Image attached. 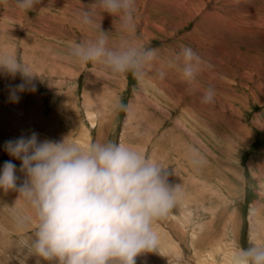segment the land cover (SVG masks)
<instances>
[{
	"label": "rangeland",
	"instance_id": "374dc122",
	"mask_svg": "<svg viewBox=\"0 0 264 264\" xmlns=\"http://www.w3.org/2000/svg\"><path fill=\"white\" fill-rule=\"evenodd\" d=\"M148 1L136 0L135 27L131 32L136 43L155 48L159 54H168L164 58L168 64H171L170 60L181 46L191 47L198 55L205 56L208 44L213 43L199 41L200 33L204 35L210 31L199 28L196 32L201 15H194L192 21H186L169 12H156L154 8L166 6L155 2L150 5ZM200 1L203 5L207 2ZM93 2L94 0H41L35 9L21 11L13 0H0V51L10 52L22 59L36 76L31 82L35 90L30 87L18 94L17 101H12L9 98L10 89L22 82L21 77L17 74L13 79L0 73V170L6 161L11 160L16 165L18 184L23 182L21 161L10 157L4 150V144L21 136L28 138L32 133L37 134L38 142H60L67 137L69 142L81 148H86L95 141L122 142L166 169L168 183L180 185L182 192L180 200L169 215L153 224L158 238L156 250L137 256L136 264H231L232 253L238 245L247 247L250 240L254 244L264 245L262 94L259 91L251 94L253 89L250 92L249 89L243 90L238 78L229 80L231 88L242 96L241 102L233 107L238 114L241 113L242 125L246 130L243 132L248 131L247 135L244 134L247 139L244 140L241 133L238 136L244 143L238 140L230 143L236 139L235 132L231 130V125L228 126L225 117L227 114L234 116L232 112L219 113L216 115L219 121L215 122L209 112L212 103L208 105L196 102V94L186 93L181 105H166L167 114L165 112L158 115L145 101H137L135 97L142 92L139 85L143 76H148L146 71L140 78H134L131 73L114 76L92 64L80 65L68 56V49L72 44L97 35L96 29L82 25L78 19L80 11ZM261 4L250 9L255 10V20L264 18V11L257 8ZM211 14L215 17L218 15L219 25L238 26L232 17L224 13L211 11ZM99 17H103L102 30L112 32L114 18L98 12L97 23ZM141 18L148 20L145 35L141 33ZM241 18L245 24V19ZM214 22L208 21V26H212ZM159 24L161 30L153 28ZM126 34L114 30L110 38L117 42L125 39L123 37ZM209 34L211 35L210 32ZM249 40L246 36H241L238 41L230 37L227 46L230 50L227 48L222 55L218 52L220 59L216 58L213 49L208 51L211 58L218 60L220 65L215 66L216 70L219 69L212 75L215 79L210 76L204 83L201 77L206 69L202 65L209 69L212 66L209 58L201 59L203 62L200 63L197 78L202 80L199 84L203 90L209 87L208 84L213 87L220 82L218 72L221 69L235 76V68L242 71L241 74L247 73L244 82L252 86L248 78L253 73L256 74L255 71L259 68L264 69V43L256 44L259 49L256 55L258 58L249 61L252 54L246 45ZM231 45L237 48V61ZM259 58L262 59L260 63ZM208 74L207 71L206 75L209 76ZM151 75L158 76L155 73ZM148 101L153 102V99ZM191 101L201 106L202 115L199 119H194L192 115L195 113L184 111L191 109ZM117 104L123 105V108L117 110ZM144 108V112H139ZM234 118L237 119V116ZM179 122L181 125L177 124ZM193 157L199 163H191ZM16 197V192L0 191V264H48L38 260L29 251L28 241L34 225L24 228L17 226L15 215L29 213L30 210L23 200L13 206ZM253 213H256L255 218ZM11 227H17L18 230L14 232Z\"/></svg>",
	"mask_w": 264,
	"mask_h": 264
},
{
	"label": "clouds",
	"instance_id": "9594fccd",
	"mask_svg": "<svg viewBox=\"0 0 264 264\" xmlns=\"http://www.w3.org/2000/svg\"><path fill=\"white\" fill-rule=\"evenodd\" d=\"M41 0H15L21 11H31ZM136 0H94L78 14L79 22L97 30L91 39L70 46L68 56L80 65L92 64L114 76L131 73L140 78L155 61L158 50L129 39L113 42L114 30H134ZM112 16L113 31L101 28L103 17ZM115 26V27H114ZM200 56L181 46L171 64L180 67L182 78L193 84L200 71ZM0 73L22 82L10 89V100L19 93L35 90L36 76L22 59L0 51ZM160 71V78L164 77ZM215 89L205 88L202 104L214 103ZM117 110L123 105L117 104ZM4 150L20 160L24 180L18 184L16 165L11 160L0 170V191L16 192L13 206L23 200L29 213H17L20 228L33 226L29 251L48 264H136L137 256L157 247L153 224L169 215L182 196L180 185H170L166 169L137 149L115 141H95L86 148L69 142H38L32 133L8 140ZM191 163L197 164L194 157ZM231 264H264V245L249 241L237 246Z\"/></svg>",
	"mask_w": 264,
	"mask_h": 264
},
{
	"label": "bare ground",
	"instance_id": "6f19581e",
	"mask_svg": "<svg viewBox=\"0 0 264 264\" xmlns=\"http://www.w3.org/2000/svg\"><path fill=\"white\" fill-rule=\"evenodd\" d=\"M13 1L15 2V0H13ZM153 2H155L156 4L161 5V6H166L164 8H162L160 6L158 8H154V10L156 12H158V11L169 12L171 15L179 16L181 19L186 20V21H192L194 18V15H201V19H200L201 22H199L196 25L195 30L202 28L203 30L208 31L210 29L209 32L211 33V35L209 34V32H205L204 35H201V33H200V39H199V41L205 40L204 43H209V41H211L213 43L212 45H211V43L208 44L207 49L205 50L206 51L205 56L199 55L201 59L209 58L208 61L210 62L211 66H212V69H209L208 67H207L208 68L207 69L204 67V65H202L203 69H206V72L208 71V73H209L208 74L209 76L206 75V72H205V74L203 73L204 75H202V77H201V78H203V82H204V80L206 82L208 77H210V76L213 79H215L212 75L215 74V71L219 70V69L216 70L215 66L220 65L218 60H214L213 58H211L210 53L208 51L213 49L214 52H216V56H217L216 58H218L219 54L221 53V55H222L224 53V51L228 48L227 47L228 46V40L230 37L236 38V41L241 39V36L249 37L250 40L247 41L248 44H246V45H247L248 50H250L252 52V54H251L250 60H249V57H248V60L249 61L257 60L258 56H256V55L259 53V49H257L256 44L257 43H264V18L255 20V13H254L255 10L250 11V9H252V7L257 5V4L262 3L261 6H259L257 8H261L262 11H264V0H207V2L204 5L201 4L200 0H161L162 3L158 2V1L156 2V0L155 1L154 0L148 1V3L150 5H152ZM218 4H220V6H218ZM200 7H201V9H200ZM211 11H215L218 14L224 13V14L232 17L238 26L235 28L234 26H228V25H222V24L219 25V23H218L219 19H217L218 15L216 14L217 16L215 17L214 14H211ZM241 16L245 19V24L242 23L243 20H242ZM143 17H145V16H143ZM57 18H59V16ZM110 18L113 19L112 16H110ZM224 20H225V18H224ZM140 21H142L141 22V25H142L141 33L143 35H145L146 32L148 31L147 30L148 23L146 22L148 20L141 18ZM208 21L209 22L215 21V22L212 26L211 25L208 26ZM153 28H156L157 30H161L160 24L158 27L154 26ZM196 32H197V30H196ZM133 34H134V32H133ZM126 35L127 36H124L123 38L129 39V40H132L133 42H135V40H133L131 32L127 33ZM146 38L147 37H145V39ZM139 44H140V42H139ZM231 51L234 53V55L236 57L237 56L236 46L231 45ZM218 52H219V54H218ZM165 54L164 53H162V54L158 53L155 61L150 65V67H148V69H146L148 76L144 75L142 78L141 84L139 85L140 90L142 92H141V94L135 96L137 101H141V100L145 101V104L148 107H152V110L155 111V113H158V115H163L165 112L167 114V111H165L166 105L167 106L173 105L174 107L181 105L184 102V98L186 97V93L196 94L197 95L196 102H200V97H201V94L203 92L202 85L199 84V81L202 82V80L197 78L193 84H188L187 82H185V80L182 78L180 68L178 69L177 68L178 66L168 64L165 61L166 59H164V58L166 56H169V55L168 54L165 55ZM221 55H220V57H221ZM226 56H228V55H226ZM220 57H219V59H220ZM233 58H234V56H233ZM233 58H231V59H233ZM237 60H238V57L235 58V61H237ZM245 61H247V60H245ZM260 62H262V59L259 58V63ZM170 63H171V60H170ZM245 69H248V68L246 67ZM160 71H163L165 73L163 78H160L159 75L157 77L151 75L153 73H155V75H156ZM234 71H235L237 76H235L232 73L228 74V72L225 69H221V71L218 72L219 73L218 76L220 77V80H219L220 82L216 85H213V87L215 89V97H214V103L211 104L212 108L209 112H210L211 116L214 118L213 119L211 117V119H213V121H215V122L219 121V119L216 117V115H218L219 113L225 112V111L232 112L231 113L232 115L237 116V119L234 118V116H231L230 114H227V117H225V119L227 120V121L225 120L226 123H228L229 127L231 125V130L235 132L234 138H236V139L235 140L233 139L231 141L229 140V141H230V143H232V141L235 143V141L238 140L240 143L241 142L244 143L245 142L244 140L247 139L246 135H247L248 131L243 132L246 130H245V127L242 125V120L240 118L241 113L238 114L236 112L237 110L234 109V107H233V105L241 102L242 96H240V94L238 95V92L231 88L229 80L230 79L234 80V79L238 78L240 81L239 84L243 90L249 89L248 91L250 92V89H253L251 91V94L254 95L255 93H257V91H259L262 94V96L264 97V92L262 91V89H264V87H263L264 86V69L259 68L258 71L257 70L255 71L256 74L253 73V75L255 74L254 76L251 74L252 75L251 78H248L252 82V84H251L252 86H250L249 84L244 82L247 79V73L241 74L242 71H239L237 68H235ZM247 71H249V70H245V72H247ZM216 78H218V77H216ZM210 82H213V81H210ZM210 85L208 84V86H210ZM171 87H173V88L171 89ZM147 89H151V90H147ZM151 98L153 99V102L148 101V100H151ZM246 100H247V98H246ZM244 103H245V100H244ZM143 104H144V102H143ZM197 104H199V103H197ZM184 105H185V103H184ZM190 106H191L190 110L184 109L185 113L188 111L190 112V114L195 113L192 116L194 117V119H199L200 115H202V111H201L202 109H200L201 106L200 105L197 106L196 103L192 102V101L190 102ZM136 107H138V106H136ZM148 107H147V109H148ZM202 107H206V106L202 105ZM145 109L146 108H144V110L140 109L139 112H144ZM238 109H239V107H238ZM135 111H137V110H135ZM234 111H235V113H234ZM146 116H148V118H149L148 114ZM206 118H207V116H206ZM153 122L154 121H152V123ZM177 124L181 125L180 122ZM253 124H254V122H253ZM203 125L206 126L205 123H203ZM206 127L209 128V126H206ZM183 131H184V129H183ZM249 132H250V130H249ZM240 133H241V136L245 137V138H243L244 140L241 138H238ZM244 134H246V135H244ZM249 135H248V137H249ZM237 147H239V145ZM8 216L13 218L11 215H8ZM253 216L255 218L256 213H253ZM0 220L2 221L1 216H0ZM11 228L10 229L13 230L14 232H16L18 230L17 227H15V229H13V227H11Z\"/></svg>",
	"mask_w": 264,
	"mask_h": 264
}]
</instances>
